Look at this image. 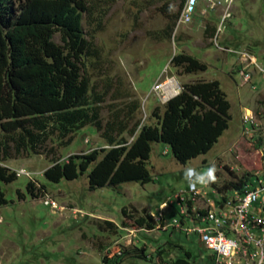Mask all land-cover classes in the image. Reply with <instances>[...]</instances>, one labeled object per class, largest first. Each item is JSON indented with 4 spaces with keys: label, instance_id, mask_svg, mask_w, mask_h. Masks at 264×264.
Returning a JSON list of instances; mask_svg holds the SVG:
<instances>
[{
    "label": "rangeland",
    "instance_id": "rangeland-1",
    "mask_svg": "<svg viewBox=\"0 0 264 264\" xmlns=\"http://www.w3.org/2000/svg\"><path fill=\"white\" fill-rule=\"evenodd\" d=\"M179 2L88 0L89 13L83 14L82 26L98 53L85 60L84 69L93 90L104 96L102 124L112 120L118 127L125 125L120 136L131 141L128 129L154 122V112L163 110V94L153 91V86L168 76L181 87L185 82L217 79L230 102L227 129L207 153L186 164L177 162L165 143L156 142L147 162L152 181L96 189L89 188L87 174L59 182L43 174L71 154L108 147L93 125L78 129L71 139L54 134L39 153L11 148L3 163L14 171L24 168L29 175L2 183L8 203L0 206V264H163L177 258L213 264L212 252L197 234L187 235L173 226V220L181 218L176 196L189 195L184 178L189 167L205 171L215 164L216 182L196 185L208 190L209 198L222 183L264 168V0H234L231 15L223 22L221 7L196 14L188 24L175 23L169 37L166 26ZM206 24L216 26L213 36ZM54 40L60 42L58 34ZM180 52L204 61L208 69L187 73L174 67L171 58ZM240 52L250 54L255 62ZM242 70L249 74L247 80ZM29 181L33 193L27 188ZM237 189L223 191L230 194ZM47 198L58 207L45 204ZM197 201L205 204L202 198ZM163 202L167 206L161 207ZM161 212L171 223L166 229L158 228L155 218ZM141 214H151L155 226H140L136 218Z\"/></svg>",
    "mask_w": 264,
    "mask_h": 264
},
{
    "label": "trees",
    "instance_id": "trees-1",
    "mask_svg": "<svg viewBox=\"0 0 264 264\" xmlns=\"http://www.w3.org/2000/svg\"><path fill=\"white\" fill-rule=\"evenodd\" d=\"M184 1L180 0L166 26L169 37ZM84 13H89L88 0H0V206L8 203L2 183L17 178L3 163L11 148L18 153H39L54 134L71 139L78 129L93 125L108 147L71 154L45 168L43 174L51 182L87 174L89 188L96 189L152 181L147 162L156 142L165 143L174 159L186 164L207 153L228 127L230 102L217 79L183 83L163 110L154 112V122L128 129L131 141L120 136L125 125L118 127L112 120L103 125L100 103L104 96L93 90L84 69L85 60L98 53L85 36ZM205 29L213 36L216 26L206 24ZM55 34L60 42L54 40ZM171 63L187 73L208 69L207 63L183 52L174 54ZM249 176L224 182L218 189L241 188ZM27 188L33 193L32 181ZM136 222L155 226L151 214L139 215ZM175 261L187 262L184 258Z\"/></svg>",
    "mask_w": 264,
    "mask_h": 264
},
{
    "label": "built area",
    "instance_id": "built-area-1",
    "mask_svg": "<svg viewBox=\"0 0 264 264\" xmlns=\"http://www.w3.org/2000/svg\"><path fill=\"white\" fill-rule=\"evenodd\" d=\"M200 2L204 3L200 7ZM234 0H185L177 18V26L190 23L196 14L206 15L207 10H216L221 7L222 22L231 15V9ZM228 51L236 52L233 49ZM243 57L250 58L251 63L255 62V58L246 52H240ZM167 69V68H166ZM241 75L245 80L249 78V74L241 71ZM181 86L177 84L173 77H168L164 80L156 82L153 86V91L163 94L164 102L176 95ZM190 168V167H189ZM192 168V167H191ZM16 175L29 173L21 168L15 171ZM255 179H264V169L256 175ZM254 179V180H255ZM249 192H254V189H249ZM213 198H209L210 192L203 188H190L189 195L183 193L177 194L179 204L180 220H173V226L178 229H183L187 235L197 234L204 246L212 252L213 264H234V261H241L245 254L242 251L234 248V242L230 235L229 223H225L224 214L221 213L222 199L227 197V191L212 189ZM259 197H264V191L259 193ZM209 202V209H202L201 204L198 205V199ZM45 204L53 208H57L58 204L54 199L47 198ZM167 206L166 202L161 204V207ZM242 209L245 222V232L248 237L250 248L254 252L258 246H264V228H261V221L264 216V205H257V200H243L239 206ZM204 210H212V217H204ZM192 215H200V222H192ZM158 222V228L162 225V229L168 227L169 222L164 218L163 212L155 215ZM163 264H191L186 263H171L163 262Z\"/></svg>",
    "mask_w": 264,
    "mask_h": 264
},
{
    "label": "bare ground",
    "instance_id": "bare-ground-1",
    "mask_svg": "<svg viewBox=\"0 0 264 264\" xmlns=\"http://www.w3.org/2000/svg\"><path fill=\"white\" fill-rule=\"evenodd\" d=\"M263 169L254 171L241 188L233 190L222 199L221 213L224 214L225 223H229L234 248L245 254L241 261H234V264H264V246H258L254 252L250 248L245 232L244 215L239 207L243 200H257V205H264V197H259V193L264 191V179H255ZM249 189H254V192H249ZM201 208L209 209V202L205 201ZM204 217H212V210H204ZM192 222H200V215H192ZM261 228H264V216Z\"/></svg>",
    "mask_w": 264,
    "mask_h": 264
},
{
    "label": "clouds",
    "instance_id": "clouds-1",
    "mask_svg": "<svg viewBox=\"0 0 264 264\" xmlns=\"http://www.w3.org/2000/svg\"><path fill=\"white\" fill-rule=\"evenodd\" d=\"M216 166L212 164L205 171H197L195 168H186L184 170V178L188 181L189 187L196 188V185L207 186L217 180Z\"/></svg>",
    "mask_w": 264,
    "mask_h": 264
}]
</instances>
